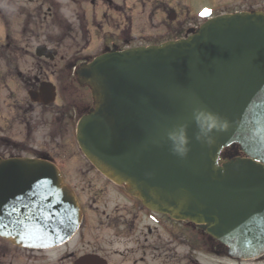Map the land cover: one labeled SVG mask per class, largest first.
<instances>
[{
  "label": "water",
  "instance_id": "obj_1",
  "mask_svg": "<svg viewBox=\"0 0 264 264\" xmlns=\"http://www.w3.org/2000/svg\"><path fill=\"white\" fill-rule=\"evenodd\" d=\"M78 75L94 106L79 119L76 140L98 171L148 208L200 225L232 257L264 252V13L221 15L184 39L103 54ZM196 108L225 122L211 144L196 139ZM180 124L189 140L183 158L167 139ZM232 144L243 156L220 161ZM6 170L20 179L12 191ZM80 218L54 165L0 159L1 237L49 247L66 241Z\"/></svg>",
  "mask_w": 264,
  "mask_h": 264
},
{
  "label": "flooded vegetation",
  "instance_id": "obj_2",
  "mask_svg": "<svg viewBox=\"0 0 264 264\" xmlns=\"http://www.w3.org/2000/svg\"><path fill=\"white\" fill-rule=\"evenodd\" d=\"M240 12L264 13V0H0V159L51 163L81 211L75 232L59 244L26 247L0 236V264H264V252L232 257L200 225L148 208L98 171L76 140L79 119L94 106L78 72L94 58L184 39L215 17ZM68 86L69 99L60 96ZM79 90L86 96L75 99ZM13 126L26 138L40 129L53 151H15L18 142L6 136ZM14 175L5 171L6 191L20 180Z\"/></svg>",
  "mask_w": 264,
  "mask_h": 264
},
{
  "label": "clouds",
  "instance_id": "obj_3",
  "mask_svg": "<svg viewBox=\"0 0 264 264\" xmlns=\"http://www.w3.org/2000/svg\"><path fill=\"white\" fill-rule=\"evenodd\" d=\"M193 119L197 127L196 139L198 141L212 143L211 133L213 131L223 130L225 122H222L220 118L205 110L196 108L193 110ZM167 139L171 143V150L174 155L178 157H185L189 151L188 148V136L187 125L180 124L167 133Z\"/></svg>",
  "mask_w": 264,
  "mask_h": 264
},
{
  "label": "rangeland",
  "instance_id": "obj_4",
  "mask_svg": "<svg viewBox=\"0 0 264 264\" xmlns=\"http://www.w3.org/2000/svg\"><path fill=\"white\" fill-rule=\"evenodd\" d=\"M64 94H60V96L61 97H65L66 96V98L67 99H69V86L68 87H66L65 88V90H64ZM77 94H82V95H84V97L86 96V94H85V91H78L77 93H75V95L73 96L75 99H78L79 97H78V95ZM79 96H81V95H79ZM46 117H48L47 115H45V118ZM49 118V117H48ZM44 121H48V120H46V119H43ZM51 123V122H50ZM11 130V129H10ZM40 130V129H39ZM37 131L35 134H33L31 137H29V138H26V136H25V131L22 129V126H13V129H12V131H7L8 133H7V135L6 136H8L10 139H12V140H14L15 142L17 141L18 142V146L17 145H13V147L15 148V149H17V150H15V151H18V150H20V151H22V147H24V146H22V145H25V146H29V147H35V148H37V150L38 151H49V152H51V151H53V147H54V145L53 144H51V140L48 138V137H43L44 135H42V133L40 132V131ZM64 141H66L67 143H69L68 141L69 140H64ZM74 148V147H73ZM228 148V147H227ZM226 150V148L223 150V151H225ZM228 150H231V148L230 149H228ZM56 151H58V150H56ZM69 151V150H68ZM222 151V152H223ZM221 152V153H222ZM21 153H23V154H33V155H35V153H36V151H32L31 153H29V152H21ZM67 154H69V153H67ZM239 155H242L240 152L238 153ZM68 156V155H67ZM222 156V155H221ZM227 158H230V155H227L226 157H224L223 159L221 158V160H227ZM207 262L209 263V264H212V260H207ZM224 262V260L223 259H220V258H218L217 260H215V262L213 263V264H224L223 263ZM184 264H187L186 262L184 263Z\"/></svg>",
  "mask_w": 264,
  "mask_h": 264
},
{
  "label": "trees",
  "instance_id": "obj_5",
  "mask_svg": "<svg viewBox=\"0 0 264 264\" xmlns=\"http://www.w3.org/2000/svg\"><path fill=\"white\" fill-rule=\"evenodd\" d=\"M230 148H231V150H228ZM235 153H239V147L236 144L226 148V150L221 153V155H222L221 158L223 159L227 155H230L231 157H234V156H236Z\"/></svg>",
  "mask_w": 264,
  "mask_h": 264
},
{
  "label": "snow or ice",
  "instance_id": "obj_6",
  "mask_svg": "<svg viewBox=\"0 0 264 264\" xmlns=\"http://www.w3.org/2000/svg\"><path fill=\"white\" fill-rule=\"evenodd\" d=\"M206 14H208L207 10H205L204 12L201 13V15H206Z\"/></svg>",
  "mask_w": 264,
  "mask_h": 264
}]
</instances>
